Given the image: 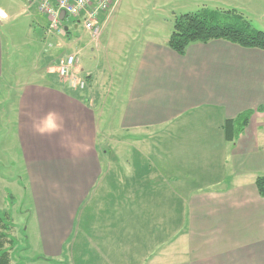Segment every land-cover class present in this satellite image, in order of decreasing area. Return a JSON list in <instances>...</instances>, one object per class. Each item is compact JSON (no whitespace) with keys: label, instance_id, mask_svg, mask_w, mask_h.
Segmentation results:
<instances>
[{"label":"crops","instance_id":"1","mask_svg":"<svg viewBox=\"0 0 264 264\" xmlns=\"http://www.w3.org/2000/svg\"><path fill=\"white\" fill-rule=\"evenodd\" d=\"M202 1L264 32V0ZM23 2L26 13L35 8ZM10 17L0 8V20ZM111 20L101 19V31ZM100 34L90 35L98 47ZM170 35L107 46L104 61L88 68L69 54L85 81L75 90L46 60L5 66L0 34V118L27 172L24 193L45 212L49 248L60 249L101 183L100 137L116 127L125 145V264L138 250L134 264H264V198L255 187L264 176V51L214 40L180 56ZM245 110L254 111L247 128L226 141L225 121ZM105 181L116 191L115 178Z\"/></svg>","mask_w":264,"mask_h":264},{"label":"rangeland","instance_id":"2","mask_svg":"<svg viewBox=\"0 0 264 264\" xmlns=\"http://www.w3.org/2000/svg\"><path fill=\"white\" fill-rule=\"evenodd\" d=\"M202 3V0H119L117 9H113L109 14L112 20L107 29L101 31L100 26L103 36L98 47L92 41L90 32L84 30L81 25L74 28L71 21H65L57 30H51L49 26L44 29L45 18L39 15L35 8L32 7L30 12L26 13L23 11L25 3L22 0H0V8L11 14L10 19L0 20L5 66L15 63L26 67L27 64L31 65L32 60V64L41 65L46 60L44 67L53 68L52 73L60 78L57 68L69 54L77 55L80 67L96 66L98 62L104 61L107 46H113L114 49L125 40L148 34L152 38L155 34L168 35L173 30L176 17L208 7ZM206 9L221 11L211 7ZM243 18L247 20L246 16ZM45 32L49 36L46 35V42L43 41L44 34H47ZM22 56L27 57L22 60ZM27 71L22 70L20 75H27ZM31 79L38 81V74ZM111 105L109 103L108 109ZM124 147L123 133L116 127L104 136L101 135V183L97 185L96 192L94 191L96 195H90L79 209L72 233L64 234L67 240L65 245L62 244L60 249L53 250L49 248L42 229L44 217L40 214L45 212H37L31 194L27 191L24 193L27 187V172L21 166L19 152H11L12 137L9 139L5 134V127L0 118V213L8 209L14 219L13 236L17 245L11 253L13 264H125ZM109 177L116 179V191H112L105 181ZM8 192L14 199L11 208L6 201ZM92 202L94 203L91 205ZM84 205L88 206L87 210ZM86 212L89 214L88 218L83 216ZM166 217L168 218L167 214L165 219ZM108 225L115 228L109 234ZM167 234L168 237L171 236V233H165V236ZM111 240L119 242L108 248ZM139 256L138 250L132 256V264Z\"/></svg>","mask_w":264,"mask_h":264},{"label":"trees","instance_id":"3","mask_svg":"<svg viewBox=\"0 0 264 264\" xmlns=\"http://www.w3.org/2000/svg\"><path fill=\"white\" fill-rule=\"evenodd\" d=\"M225 20V21H224ZM223 40L245 49L264 51V32L254 29L241 15L234 11H218L203 8L195 13L176 17L167 46L184 56L189 45ZM254 111L245 110L234 119L225 121L223 133L226 141L235 142L247 128ZM260 197L264 198V176L255 180ZM6 201L9 208L14 205L13 196L8 192ZM15 223L10 210L0 213V264H13L11 253L17 245L13 236Z\"/></svg>","mask_w":264,"mask_h":264},{"label":"built area","instance_id":"4","mask_svg":"<svg viewBox=\"0 0 264 264\" xmlns=\"http://www.w3.org/2000/svg\"><path fill=\"white\" fill-rule=\"evenodd\" d=\"M21 1V0H18ZM33 5L46 18L49 29L57 30L65 21L74 28L81 27L96 37L100 32L101 19L107 17L119 0H22ZM113 12V11H112ZM75 57L68 56L57 68L58 74L70 88L83 89L85 81L74 73Z\"/></svg>","mask_w":264,"mask_h":264}]
</instances>
